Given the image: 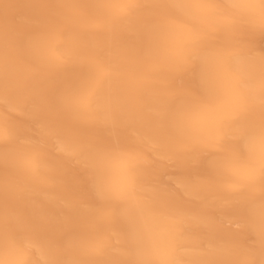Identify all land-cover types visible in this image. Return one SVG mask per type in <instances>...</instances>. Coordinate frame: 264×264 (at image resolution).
<instances>
[{"label": "snow or ice", "instance_id": "1", "mask_svg": "<svg viewBox=\"0 0 264 264\" xmlns=\"http://www.w3.org/2000/svg\"><path fill=\"white\" fill-rule=\"evenodd\" d=\"M73 7L81 14L78 21L51 15L29 29L43 66L79 60L89 69L81 86L67 93L54 110L61 105L71 108L85 123L96 117L115 123L126 112L138 122L142 135L137 138L122 126L114 140L94 143L65 132L72 150L93 161L94 195L75 221L79 239L74 246L81 258L64 259L62 248L49 246L44 264H253L210 258L230 256L231 248H190L181 231L189 220L179 213H154L159 231L151 244L138 225L146 209L172 200L163 188L148 195L141 175L144 145L157 142L166 151L189 157L190 163L200 158L206 174L189 187L219 194L236 210L242 227L254 228L258 218L264 242V49L259 56L253 54L243 34L245 29L258 30L264 36V0H84ZM130 17L136 18L134 47L140 52L134 72L116 67L110 58L78 52L74 29L106 31ZM237 48L246 55L232 56ZM117 73L126 87L101 98L96 85ZM47 131L62 130L52 123ZM0 145L6 149V182L13 170L34 185L54 179L43 149L10 119L0 121ZM204 152L210 160L201 158ZM111 161L118 167L106 166ZM241 196L246 201L243 208L236 204ZM122 218L127 224L119 229L117 252L110 238ZM42 228L21 217L0 220V255L5 257L0 264H37L30 241Z\"/></svg>", "mask_w": 264, "mask_h": 264}, {"label": "bare ground", "instance_id": "2", "mask_svg": "<svg viewBox=\"0 0 264 264\" xmlns=\"http://www.w3.org/2000/svg\"><path fill=\"white\" fill-rule=\"evenodd\" d=\"M84 0H0V121L10 119L27 137L43 149L47 169L54 179L42 185H34L22 173L13 170L5 181L2 164L3 153L0 145V220L5 217H21L43 225L39 236L32 239V258L37 264H44L49 258V246L62 248L64 259H80L75 244L79 234L75 221L86 211L87 203L94 195L93 176L95 168L90 157H81L71 147L65 132H75L78 136L94 143L115 139L122 126H127L133 136L139 138L142 129L126 112H121L115 123H105L96 117L83 122L71 108L61 105L58 111L54 105L75 88L81 86L86 77L88 66L73 60L59 67L42 65V53L32 47L29 29L37 20L51 15L66 17L72 21L80 19L79 10L73 5ZM50 5H63L52 8ZM135 17L118 22L106 31H76L79 41L78 52L82 55L94 54L114 61L116 67L126 72H134L140 52L134 47L133 29ZM191 24H196L192 20ZM244 38L251 41L248 45L253 54L259 56L264 49V36L243 30ZM232 56L243 57L245 52L234 49ZM41 67L43 70L41 71ZM126 85L117 73L111 80L96 85L101 98L122 89ZM54 123L62 131L49 133ZM145 161L141 175L151 195L154 188H163L171 193L168 205L145 210L139 222V229L146 243L157 239L159 225L156 212H175L189 220L181 231L190 248L200 247L216 252L219 249H233L230 256H212L211 259L250 260L253 264H264V242L259 236V219L256 226L242 227L236 210L226 206L223 198L211 191H198L190 188V183L205 175L199 159L190 163L189 157L166 151L160 143L148 142L144 145ZM202 159H211L204 152ZM113 169L117 162H107ZM6 185H11L9 190ZM79 205L76 207L75 205ZM239 208L246 206L243 196L237 198ZM111 232L110 242L120 251V227ZM5 259L0 255V261Z\"/></svg>", "mask_w": 264, "mask_h": 264}]
</instances>
